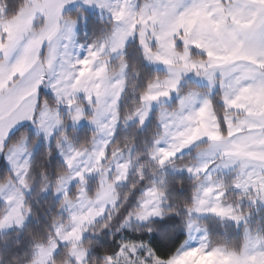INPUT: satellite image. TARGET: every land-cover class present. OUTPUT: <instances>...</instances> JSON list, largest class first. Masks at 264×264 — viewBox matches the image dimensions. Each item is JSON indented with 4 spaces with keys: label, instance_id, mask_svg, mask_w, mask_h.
Segmentation results:
<instances>
[{
    "label": "snow or ice",
    "instance_id": "snow-or-ice-1",
    "mask_svg": "<svg viewBox=\"0 0 264 264\" xmlns=\"http://www.w3.org/2000/svg\"><path fill=\"white\" fill-rule=\"evenodd\" d=\"M0 157V264H264V0H0Z\"/></svg>",
    "mask_w": 264,
    "mask_h": 264
},
{
    "label": "trees",
    "instance_id": "trees-1",
    "mask_svg": "<svg viewBox=\"0 0 264 264\" xmlns=\"http://www.w3.org/2000/svg\"><path fill=\"white\" fill-rule=\"evenodd\" d=\"M91 15V19L94 25L98 26L99 25V18L94 17L92 14ZM92 35V28H85L84 26H80L79 31H78V38L81 41L87 40L91 37ZM42 93L45 95L46 98H51V94L46 92L43 88L41 89ZM27 130L30 133V137L31 138H35L36 134L33 133L31 125L28 124ZM69 131L71 132L72 129L69 128ZM76 134L77 137L80 139H83L86 135L90 134V129L87 126H83L79 129H76ZM34 154H33V158L37 161H39V159L41 158V154L44 152L45 150V142L44 140L41 138L39 140H37L36 146L34 147ZM6 162L4 161L3 157L0 158V166L5 165ZM63 165V160L61 159V157L57 154L54 158H52L50 160V164L48 166H51L52 169L54 170V168L56 166H61ZM124 189H127V185L124 186ZM33 194H35V190L33 192ZM54 200L53 197L49 195H39L37 196V200L36 203L34 204V207L36 209V219L32 220L31 222V227H33L34 229L42 227L45 223H46V218H45V211L47 208V205L49 203H52V201ZM136 233L131 232L129 230H122L120 233H116L115 236H112L111 234L107 233V231H105V233H102L101 236L104 237V242L107 246H112L116 243L117 238L123 236V237H127V238H131L133 236H135ZM21 240H23V237H21Z\"/></svg>",
    "mask_w": 264,
    "mask_h": 264
},
{
    "label": "rangeland",
    "instance_id": "rangeland-1",
    "mask_svg": "<svg viewBox=\"0 0 264 264\" xmlns=\"http://www.w3.org/2000/svg\"><path fill=\"white\" fill-rule=\"evenodd\" d=\"M90 11V14H92L94 17H96V18H98L99 17V13L96 11V10H89ZM79 28L80 27H78V29H77V35H78V31H79ZM44 89V88H43ZM46 92H48V93H50V91L48 90V89H44ZM51 94V93H50ZM24 123H26V122H24ZM83 126H87L88 128H89V125L86 123V122H84V121H81L80 122V124L79 125H77V127H76V129H79V128H81V127H83ZM32 128V127H31ZM90 129V128H89ZM32 131H33V133H35L36 134V132H35V130L32 128ZM34 150H35V148L33 149V154H34ZM1 158V157H0ZM62 159V158H61ZM93 183H94V179H93V181H92ZM42 196L43 195H45V194H41Z\"/></svg>",
    "mask_w": 264,
    "mask_h": 264
},
{
    "label": "crops",
    "instance_id": "crops-1",
    "mask_svg": "<svg viewBox=\"0 0 264 264\" xmlns=\"http://www.w3.org/2000/svg\"><path fill=\"white\" fill-rule=\"evenodd\" d=\"M28 122H26L25 124H27Z\"/></svg>",
    "mask_w": 264,
    "mask_h": 264
}]
</instances>
